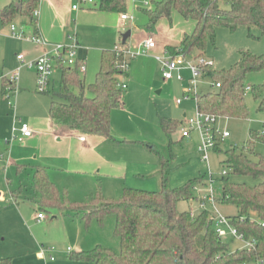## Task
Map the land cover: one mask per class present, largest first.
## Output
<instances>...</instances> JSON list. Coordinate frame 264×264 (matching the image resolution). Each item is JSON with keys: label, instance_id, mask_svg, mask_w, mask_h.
<instances>
[{"label": "rangeland", "instance_id": "1", "mask_svg": "<svg viewBox=\"0 0 264 264\" xmlns=\"http://www.w3.org/2000/svg\"><path fill=\"white\" fill-rule=\"evenodd\" d=\"M11 1L17 0H0V8ZM43 1L37 8L39 21L42 19ZM99 1L95 0L91 5H84L73 14L67 13L64 16L66 19L61 33H55L58 37L37 35L49 42V48L57 43L69 44L75 40L79 42L78 57L87 63L85 73H81L86 85L96 80L102 66L104 50L114 49L116 45L135 48L145 36L154 35L157 47L150 50L148 56L137 58L128 56L127 73L118 75L120 81L127 84V87L123 88L124 104L115 107L112 111V131L121 141L106 139L97 146L93 144L90 148L78 149V146L74 145L75 148L72 149L69 148L68 143L57 140V129H52L49 125L37 127L32 139L20 141L18 139L21 136L20 132L13 133L14 114H18L24 122L40 120L45 114L47 102L49 105L50 101L49 95L38 91L36 70L23 67L16 88L9 91V97L5 96V100L10 101L16 108L8 105L11 111L4 112L0 118V207L14 205L16 210L26 212L28 215L33 212L35 214L39 210L38 197L31 187L34 164L46 166L50 179L60 193L61 201L85 204L90 203L98 193L106 199L114 200L123 195L125 188L160 190L163 158L169 165L170 188L181 187L190 180L203 177L194 185L198 188H193L194 197L179 201L180 210L189 212L193 210L197 214L201 210L198 199L201 198L202 193H206L212 187L219 212L225 216L238 215L240 208L237 205L220 201L223 187L221 178L228 176L233 182L249 185L256 184L257 180L251 176L231 173V169L223 161L228 148L234 146L241 149L249 145L251 130L261 131L264 128V111H258V102L253 93L248 90L245 95L249 108L247 118L222 117L220 126L229 130L231 136L220 144L219 149L210 150L208 160H203L198 150V131H194L191 138H185L182 137L181 126L170 135H167L161 126L163 116L182 121L185 113L188 115L195 113L197 109L195 94L191 93L186 97L187 90L191 86L190 72L182 71L184 80L165 79L162 65L156 59V56L164 55L165 50L158 38L159 26L161 25L160 30L163 33L176 36L181 34L182 30L192 31L194 28L190 30V27L193 21L184 19L174 12L172 22L163 18L160 23L158 22V26H151L146 10H154L156 3L161 0H148L150 2L148 6L144 5V0H127L126 12L132 16L128 20H123L120 13L95 9ZM67 2L71 6L84 4L81 0H67ZM11 24L4 25L0 16V92L3 79L9 77L20 65L18 54H23L29 61L43 53L38 43L13 36ZM15 24L17 29H21L18 21ZM23 29L26 36L35 35L31 29L25 27ZM128 31H131V35L124 43L123 35ZM160 44L161 48H159ZM241 50H249L257 55L264 54V33L257 26H252L251 30L248 26H240L235 31L224 26L218 27L216 43L208 44L205 56L213 61L215 69H229L240 59ZM117 68L120 66L117 65ZM61 76V71L56 69L51 79V88H59ZM20 82L25 84L24 90ZM246 82L250 86L264 84V68L247 73ZM214 89L215 80L212 77L200 78L198 93ZM178 99L182 102L178 103ZM255 150L264 153V143L257 142ZM17 164L27 165L19 175ZM19 186L23 189L20 193L15 191ZM207 206L210 212H213L210 202H207ZM48 210L50 212L46 213V217L52 219L54 228H57L48 233L50 236L52 233L56 234L62 224L54 218L59 212L58 209ZM250 216L253 220L258 219L256 212H251ZM57 217L61 219L60 214ZM94 221L95 224H91L89 233L93 243L119 252L121 240L115 235V216L107 214L103 223L98 219ZM17 237L29 239L28 233L24 232ZM13 239L14 236L10 237L7 234L4 241L7 249L15 243ZM226 241L233 250L247 247L245 241L231 234L226 236ZM45 245L53 251L55 248L67 247L68 244L64 240H54ZM12 255L6 254L13 259ZM245 264L264 263L254 259Z\"/></svg>", "mask_w": 264, "mask_h": 264}, {"label": "trees", "instance_id": "2", "mask_svg": "<svg viewBox=\"0 0 264 264\" xmlns=\"http://www.w3.org/2000/svg\"><path fill=\"white\" fill-rule=\"evenodd\" d=\"M39 3L40 0L9 2L0 8L3 24L25 17L35 27L34 11ZM95 9L123 14L128 10V3L127 0H100ZM146 11L151 26L163 18L172 22L174 12L195 22L194 29L183 34L178 46L169 47L172 53H183L187 57L205 56L208 44L216 43L218 27L235 31L240 26H248L250 30L257 26L264 33V0H161L154 10ZM240 54V59L229 69L203 67V76L212 77L215 84L221 83V86L195 96L201 111L226 118L248 117L245 95L250 85L246 75L264 68V54L249 50H241ZM123 59L114 49L104 50L96 80L88 85L80 72L84 60L79 58L73 66L59 64L57 69L62 73L59 88L50 85L41 92L50 96L52 121L77 131L80 136L100 135L121 141L112 131V111L124 104L120 86L124 81H120L118 75L127 72L117 68ZM249 91L258 102V111H264V84L252 85ZM1 93L7 97V83H3ZM180 124L177 119L161 117V126L167 135ZM250 135L249 145L241 149L232 146L225 151L223 163L231 173L251 176L257 183L233 182L223 176L220 201L240 208L238 215L228 217L246 239L254 241L251 247L233 250L226 237L218 235L210 210H200L192 216L189 211L178 208L180 200L194 197L193 187L202 176L181 187L170 188L169 165L163 158L162 187L157 191L125 188L123 195L114 200L98 193L90 203L63 202L47 168L42 166L34 172L32 187L40 195L42 210L73 211L81 215L86 228L96 219L103 223L107 214L115 216V235L121 240V250L117 252L98 244L92 249L71 253L73 260L92 264H245L255 259L264 263V153L255 150L257 142L264 143V128L251 130ZM251 212L257 213V220L251 219ZM12 262L11 257L0 258V264Z\"/></svg>", "mask_w": 264, "mask_h": 264}, {"label": "crops", "instance_id": "3", "mask_svg": "<svg viewBox=\"0 0 264 264\" xmlns=\"http://www.w3.org/2000/svg\"><path fill=\"white\" fill-rule=\"evenodd\" d=\"M41 1L42 0H40V2ZM94 2L95 0L92 3H84L83 5L80 4V8H82L84 5H91ZM6 4L8 3H5V5ZM79 9H74L73 5L71 6L67 2V0H44L42 4V19L39 21V18H37V25L35 27L30 25L28 19L25 17L17 19L15 23L18 21V24H20L21 29H23V27L29 28L33 31L35 35L44 34L45 36L48 35L56 38L58 37L57 34L59 32L61 33V30L64 27L63 22L66 19L64 18V16L67 13L73 14ZM159 23L155 25L158 26ZM194 26L195 22H193V25L190 27V30H192ZM160 28L161 25L159 26L158 30V38L160 40V43L164 46L165 50H170L169 47L171 46H178L181 42L183 34L185 32H188L187 30H182L181 34L174 36L166 32L163 33ZM150 36L154 37V35H148L145 36L142 40ZM142 40H140L139 43ZM161 44L159 45V48H161ZM44 49L45 47L41 45V52H43ZM18 62H20L19 59ZM20 85L22 86L21 88L23 90L26 88L25 84L23 85V82H20ZM8 105L11 108H16L12 106V103L10 101L5 100V96H3L0 92V118L2 114H4V112L6 113L8 110H10ZM49 106L50 101L49 105L48 102L46 104L45 114L43 115L42 119H34L30 122H27L33 128L34 131H36L37 127H41L42 125H49L52 129H57V140L59 142L68 143L69 148L72 149L75 148L74 145H77L78 149H85L90 148L93 144L97 146L106 141V138L100 135H86V140H81L80 133H78L77 131L71 130L65 127L64 125L56 124L54 121H52V119L50 118ZM186 114L187 113H185L184 116ZM18 118L22 119L18 114L15 113L14 122ZM33 137L34 136L32 135L30 137H26L24 140H30ZM40 166L46 167L42 164H34L32 166V178L36 168ZM26 167L27 165L17 164V174H21L26 169ZM22 190V186H19V188L15 191L20 193L22 192ZM32 190L34 191L33 187ZM35 194L38 197L37 203L39 209L35 214L33 212L28 215L26 212L18 211L14 208V205H3V207H0V258H4L6 254H13L12 264H92L88 261H78L70 258V254L73 252L89 250L98 245L97 243H93L91 236H89L91 226L89 228H86L84 221L81 218V215L75 214L73 211L66 210L67 213H65L64 211L58 210V214L61 215V219H58V214L57 216H54V218L58 220V222L61 223L63 226L60 224L61 228L56 232V234L52 233L50 236H48V233L51 232L52 229L57 228H54L55 224L52 219H47L46 217L42 220H38V212L43 211L46 215V213H49L50 211L42 210L40 208V195L37 192H35ZM14 213H16L17 215ZM21 230H23L21 233H28L29 239L24 240L17 237V235L21 234H17ZM7 234H9L10 237L14 236L13 240L15 241L14 244L12 243L10 249H7L4 242L6 240ZM54 240H64L65 242H67L68 245L67 247L55 248L53 251H51L50 247H47L45 244H47L48 242H54ZM42 248L45 249L43 257L40 256V251Z\"/></svg>", "mask_w": 264, "mask_h": 264}, {"label": "built area", "instance_id": "4", "mask_svg": "<svg viewBox=\"0 0 264 264\" xmlns=\"http://www.w3.org/2000/svg\"><path fill=\"white\" fill-rule=\"evenodd\" d=\"M84 3H92L94 0H81ZM144 5L148 6L149 1L144 0ZM74 9H79L80 5H73ZM34 15L37 17L39 11L36 9ZM123 20H128L132 18L126 13L121 15ZM12 34L18 39H26L28 41H33L45 47L43 53L35 59L27 61L23 54H18L17 58L20 61V65L15 69V71L7 78L3 79V83L8 84L9 91L16 88V82L19 79L21 70L23 67H28L30 69H35L37 72V87L39 92L46 91L50 84L51 79L55 73V70L58 68L59 64H66L68 66L75 65L76 61L79 59L77 54V49L79 47L78 41H73L69 44L57 43L52 46L49 42L39 35L26 36L24 29H17L16 24H11ZM157 43L153 36L147 37L142 40L135 48H127L123 45H116L114 50L118 55H123L124 59L120 68L124 71L128 70L129 58H137L139 56H148L149 51L156 48ZM156 59L162 65V72L165 79L176 78L178 80H184L185 76L182 73L183 70H188L190 72V83L191 86L187 90L186 97H189L191 93H194L197 96L199 88V80L203 77V67L204 66H213V61L206 56H194L192 59L185 56L183 53H172L171 50L166 49L164 55L156 56ZM86 61L84 60L80 66V72L85 73L86 71ZM122 88H126L127 84L125 82L120 83ZM221 83H216L215 87H220ZM247 91L251 90V86H247ZM9 97V93L7 95ZM178 103H181L182 100L178 99ZM221 116L216 114L207 113L201 111L199 108L196 109L193 115L186 114L181 121V133L182 137L191 138L194 131L199 133V146L198 150L202 154L203 160L209 159V152L212 149H217L222 142L228 137L231 136V133L227 129H223L220 126ZM20 132L21 136L18 138L20 141H24L26 137L32 136L35 131L33 128L22 119L18 118L15 120L13 125V133ZM16 137V136H14ZM81 140H86V136H80ZM11 139H8L10 141ZM193 188L198 189L196 186ZM198 199L200 204L199 207L201 210H209L207 202L213 207L212 218L214 220L215 229L220 237H226L228 234H231L237 239L243 240L246 242L247 247L254 245V241L246 239L243 233H240L236 226L231 222L228 216L223 215L219 212L216 206V197L212 187L209 188L206 193H202ZM192 216L196 215V212L193 210L190 212ZM38 220L46 218V215L43 211L38 212ZM45 249L42 248L40 251V256H44ZM53 258V257H52Z\"/></svg>", "mask_w": 264, "mask_h": 264}, {"label": "water", "instance_id": "5", "mask_svg": "<svg viewBox=\"0 0 264 264\" xmlns=\"http://www.w3.org/2000/svg\"><path fill=\"white\" fill-rule=\"evenodd\" d=\"M130 35H131V31H128L127 33H125V34L123 35V42H124V43L127 41L128 37H129Z\"/></svg>", "mask_w": 264, "mask_h": 264}]
</instances>
